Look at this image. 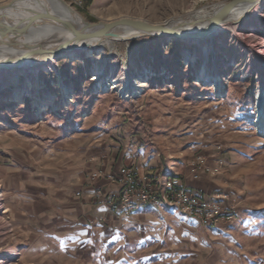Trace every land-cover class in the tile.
<instances>
[{
  "label": "rangeland",
  "instance_id": "obj_1",
  "mask_svg": "<svg viewBox=\"0 0 264 264\" xmlns=\"http://www.w3.org/2000/svg\"><path fill=\"white\" fill-rule=\"evenodd\" d=\"M10 1L0 0V6ZM230 1L92 0L86 6L83 0H66L88 21L133 18L151 23L208 17ZM253 21L255 31L248 29L249 20L207 40L211 42L208 54L205 41L190 44L141 37L92 47L74 60L62 57L58 70L42 67L38 74L30 70L16 78L15 71L0 69V132L5 123L15 122L41 140L67 138L83 129L87 134L117 136L141 158L143 168L152 160L170 164L189 148L183 141L197 137L194 150L211 145L225 158L221 170L224 167L229 174L233 189L228 193L239 207L232 223L213 225L230 229L229 236L221 239L230 253L227 264H264V127L255 122L256 94L264 87V0ZM204 64L211 75L220 77L217 87L200 79ZM97 67H104L105 73L97 76ZM145 68L154 76L134 78ZM130 76L138 90L128 94L122 89ZM27 77L33 83L30 91L25 86ZM103 80L110 85L103 87ZM61 81L72 91L69 102L63 98ZM17 90L24 93L21 101L16 99ZM51 95L55 100L40 111L38 101L50 100ZM4 201L0 181V213L6 211ZM5 227L0 220L1 246ZM141 241L127 240L122 248L113 243L107 257L98 249L90 254L48 241L36 252L29 251L22 263L0 251V264H156L162 240Z\"/></svg>",
  "mask_w": 264,
  "mask_h": 264
},
{
  "label": "crops",
  "instance_id": "obj_2",
  "mask_svg": "<svg viewBox=\"0 0 264 264\" xmlns=\"http://www.w3.org/2000/svg\"><path fill=\"white\" fill-rule=\"evenodd\" d=\"M18 127L15 122L5 123L0 132V181L6 208L0 220L7 231L4 244L0 243L3 254L22 263L29 251L36 252L40 244L51 241L78 251L98 249L107 257L113 243L122 248L127 240L153 239L162 240L156 264H227L230 253L221 239L229 236L230 229L203 224L176 206L165 210L136 202L128 213L113 209L105 197L119 199V186L98 175L135 164L160 186L178 176L188 190L201 188L207 199L218 200L217 195L233 189L229 174L223 167L212 175L201 163L214 168L224 158L219 150L207 145L196 151L197 137L185 139L189 148L170 164L152 160L143 168L124 138L87 134L83 129L67 138L41 140ZM198 155L201 160L192 166ZM153 226L157 230L152 231Z\"/></svg>",
  "mask_w": 264,
  "mask_h": 264
},
{
  "label": "bare ground",
  "instance_id": "obj_3",
  "mask_svg": "<svg viewBox=\"0 0 264 264\" xmlns=\"http://www.w3.org/2000/svg\"><path fill=\"white\" fill-rule=\"evenodd\" d=\"M12 1L13 0H11L9 3L2 5V6L11 5ZM260 3H261V0H258L253 5H248V6L242 5V6L237 7L238 9L235 10L230 15V18L227 21H225L222 24V26H220L212 34L202 39H188L186 41L190 44L191 43L202 44L203 41H205L203 48H204L205 54H208L210 50L211 42L207 40L209 39L213 40L214 36L217 33H220L226 28L236 29L238 26L243 25L245 21L250 20L251 22L247 24V27L249 30L255 31L257 29V26H256V23L253 21V19H255L257 7ZM11 6L13 7V9L10 12V15L14 18L20 16L22 12H24V9H27V8L31 9L32 12L44 11V12H48L58 17L56 20L40 19V20L35 21L33 23V26H31L28 31L22 32L21 34H19L18 36L19 39H22L23 41L35 42V41L45 40V41H52V42L58 41L59 42V41L68 40L71 37H73L76 31L77 32L81 31L79 28L80 26L79 21H80L81 15L69 3H67L66 0H14ZM179 19L181 20V18ZM66 22L69 24H67ZM78 56H79V52H68L67 51V52H62V53L48 52L46 54L39 56L38 58L22 57L21 54H19L18 52H15L14 50L7 48L3 44L0 43V60L10 59L8 62L5 63V67L3 69H6V71H11V70L15 71L14 76L16 78L18 77L19 72L28 73L31 70L35 74H38V71L42 67L47 68L48 70L50 69L58 70V60H60V58L68 57L71 60H74ZM199 72H200L199 74L200 79H203V81L210 82L211 84H214V86L216 87L219 85L220 77L211 75L207 71L206 64H204V66L200 69ZM103 73H105V68L97 67L95 74L99 76L100 74H103ZM151 75H153V73L150 71V69L145 68L142 73H138L137 75L134 76V78L135 77H140V78L150 77ZM125 82L127 83L126 85L124 84V87L122 89L123 91L129 94L131 91L134 92L135 90L136 91L138 90L137 85H136V80L132 79L131 76ZM32 84H33L32 79L30 77H27L25 86L28 91H30V88L33 86ZM61 84H63V92H64L63 98L66 100V102H69L73 97L72 91L70 90L69 87L65 86L64 83H62V81H61ZM108 85L110 84H108L106 80H103V87L108 86ZM143 85L144 84L142 82L139 84L140 87ZM258 91H259L258 106H257L258 118L255 120V122L258 127H264V123H263L264 122V87L259 88ZM23 94H24L23 91L17 90L16 99L19 101L23 100ZM54 100H55L54 95H51L50 100L49 99L47 101L41 100L42 102L38 101L39 110L40 111L45 110L46 107L48 106L47 103L48 102L51 103ZM146 178H151L152 183H157L154 177L149 174H146ZM175 179H177V176H172L168 178L162 186L158 184L159 196H169V184L172 183L173 180ZM182 190H188L187 186L184 183H182ZM217 198L219 199V195H217ZM132 201L141 202L143 204H150V205H156V206L158 205V206L167 207V208L174 207V206L180 207L178 203L168 202V199H155V200L153 199H134V200H130V205L131 203H133ZM205 202H219V200H209L205 197ZM109 204L114 209L118 208L119 206L122 207V205H116L115 203H109ZM189 215L195 217L193 214H189ZM196 218L199 220H202L200 217H196ZM234 218L236 219V214L234 215ZM234 218H232V220H230L229 222L232 223Z\"/></svg>",
  "mask_w": 264,
  "mask_h": 264
},
{
  "label": "water",
  "instance_id": "obj_4",
  "mask_svg": "<svg viewBox=\"0 0 264 264\" xmlns=\"http://www.w3.org/2000/svg\"><path fill=\"white\" fill-rule=\"evenodd\" d=\"M258 0H232L222 5L214 14L196 18L168 19L161 23H151L133 18H121L114 21L92 22L80 16V32L64 41H35L27 42L19 39V34L29 30L33 23L40 19L56 20L58 17L44 11L24 9L16 18L10 15L11 5L0 6V43L5 47L21 54L22 57H34L52 53L82 52L91 47L109 44L117 41H128L141 37H164L186 41L188 39H202L230 18V15L242 5H253ZM67 23V22H66ZM69 24V23H67ZM10 59L0 60V69Z\"/></svg>",
  "mask_w": 264,
  "mask_h": 264
},
{
  "label": "built area",
  "instance_id": "obj_5",
  "mask_svg": "<svg viewBox=\"0 0 264 264\" xmlns=\"http://www.w3.org/2000/svg\"><path fill=\"white\" fill-rule=\"evenodd\" d=\"M256 104L258 106V94H256ZM197 160H201L200 155L192 160V166L197 165ZM221 163L223 161L218 160L214 168L205 161L201 165L212 175H217L221 170ZM98 175L106 177L111 183L119 186V199L106 196L105 201L122 205L124 213H128L130 200L168 199V202L178 203L185 212L200 217L206 225H225L234 218L235 211L239 208L235 197H231L229 193L219 194V202H205L203 189L182 190L184 182L178 176L169 184V196H159L158 183H152L151 178H146V173L141 172L135 164L123 165L117 169L116 173L102 174L99 171Z\"/></svg>",
  "mask_w": 264,
  "mask_h": 264
},
{
  "label": "trees",
  "instance_id": "obj_6",
  "mask_svg": "<svg viewBox=\"0 0 264 264\" xmlns=\"http://www.w3.org/2000/svg\"><path fill=\"white\" fill-rule=\"evenodd\" d=\"M83 2L86 6H89L91 4L92 0H83Z\"/></svg>",
  "mask_w": 264,
  "mask_h": 264
}]
</instances>
